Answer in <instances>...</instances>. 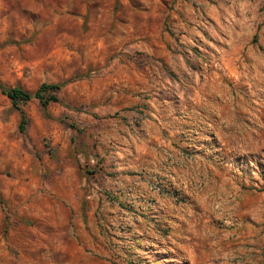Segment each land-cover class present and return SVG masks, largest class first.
Listing matches in <instances>:
<instances>
[{
    "label": "rangeland",
    "instance_id": "374dc122",
    "mask_svg": "<svg viewBox=\"0 0 264 264\" xmlns=\"http://www.w3.org/2000/svg\"><path fill=\"white\" fill-rule=\"evenodd\" d=\"M42 84L0 90V264H264V0H0Z\"/></svg>",
    "mask_w": 264,
    "mask_h": 264
},
{
    "label": "trees",
    "instance_id": "16d2710c",
    "mask_svg": "<svg viewBox=\"0 0 264 264\" xmlns=\"http://www.w3.org/2000/svg\"><path fill=\"white\" fill-rule=\"evenodd\" d=\"M61 85L59 84H42L35 91L28 92L19 87L6 88L0 85V90L5 94L14 106L25 104L31 99H38L43 107L48 106L50 103L58 102L56 92ZM20 112L19 130L24 131L26 124V116L20 107H17Z\"/></svg>",
    "mask_w": 264,
    "mask_h": 264
}]
</instances>
